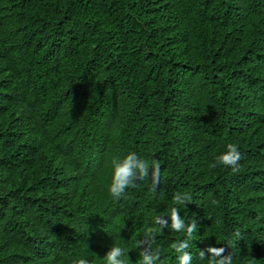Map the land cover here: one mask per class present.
I'll use <instances>...</instances> for the list:
<instances>
[{
	"label": "trees",
	"instance_id": "16d2710c",
	"mask_svg": "<svg viewBox=\"0 0 264 264\" xmlns=\"http://www.w3.org/2000/svg\"><path fill=\"white\" fill-rule=\"evenodd\" d=\"M129 152L149 175L115 199ZM185 239L264 264V0H0V264H142L145 241L178 264Z\"/></svg>",
	"mask_w": 264,
	"mask_h": 264
},
{
	"label": "clouds",
	"instance_id": "9594fccd",
	"mask_svg": "<svg viewBox=\"0 0 264 264\" xmlns=\"http://www.w3.org/2000/svg\"><path fill=\"white\" fill-rule=\"evenodd\" d=\"M241 160V153L238 145L229 143L226 145V150L223 151L210 167L215 168L217 165H222L229 168H237ZM149 165L137 153L129 152L122 159H117L112 162L111 184L109 186L110 194L113 198H121L126 189L133 186L137 179H143L149 175ZM151 179L153 187L159 184V169L153 167L151 169ZM188 199L187 194H178L175 197V203L184 205ZM171 228L176 232L186 231L188 236L196 230V224H192L186 228L185 221L181 218L179 210L173 207L170 210ZM158 223L162 226H167L168 220L159 218ZM142 251L140 253L142 264H157L159 260V249L153 251L150 247V242H142ZM190 247L188 239L180 241L174 245L176 253H178V264H192L193 255L188 251ZM223 247H208L206 250H200L201 259H207L208 264H232L231 253L225 254ZM207 253V257H206ZM125 249L120 246H111L105 255L106 264H126ZM129 259V257H128ZM78 264H87L86 260L81 259Z\"/></svg>",
	"mask_w": 264,
	"mask_h": 264
}]
</instances>
